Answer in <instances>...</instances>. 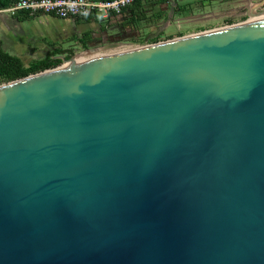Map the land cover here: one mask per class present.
Here are the masks:
<instances>
[{"label":"water","instance_id":"95a60500","mask_svg":"<svg viewBox=\"0 0 264 264\" xmlns=\"http://www.w3.org/2000/svg\"><path fill=\"white\" fill-rule=\"evenodd\" d=\"M250 20L1 86L0 264H264Z\"/></svg>","mask_w":264,"mask_h":264},{"label":"crops","instance_id":"0c3cea01","mask_svg":"<svg viewBox=\"0 0 264 264\" xmlns=\"http://www.w3.org/2000/svg\"><path fill=\"white\" fill-rule=\"evenodd\" d=\"M169 0L160 3H142L139 12L145 18L134 22L129 11L107 19L98 17L82 19H58L50 15L28 17L25 14L9 16L0 13V49L17 57L25 66L43 59L55 50L72 51L76 55L85 49L107 43L124 42L141 44L159 39L166 27H154L150 22L162 17ZM180 9L192 5L190 23L204 26H221L223 23H240L251 19L264 0H175ZM201 2V3H200ZM186 8V7H185ZM183 10H180L182 12ZM158 26V24H156ZM155 25V26H156ZM112 35H118L114 39ZM147 38L148 42L144 39ZM83 47H86L85 49ZM64 56V55H57ZM55 56V57H57ZM65 57V56H64Z\"/></svg>","mask_w":264,"mask_h":264},{"label":"built area","instance_id":"2783aa9c","mask_svg":"<svg viewBox=\"0 0 264 264\" xmlns=\"http://www.w3.org/2000/svg\"><path fill=\"white\" fill-rule=\"evenodd\" d=\"M135 1L136 0H18L13 5L0 9V13L9 16L25 14L28 17L50 15L58 19H82L88 16L107 19L110 14H119L123 9L131 6ZM60 67L58 66L53 69Z\"/></svg>","mask_w":264,"mask_h":264},{"label":"rangeland","instance_id":"374dc122","mask_svg":"<svg viewBox=\"0 0 264 264\" xmlns=\"http://www.w3.org/2000/svg\"><path fill=\"white\" fill-rule=\"evenodd\" d=\"M175 5H176L175 0H169L168 5L165 8V12H164L163 16L159 17L158 21L155 20L153 22H150V27L153 25L151 30L154 27H160L161 28V27L168 26V28L164 31V34H162V36L159 37V39H157L155 42L147 43V44L143 45V44H141L142 39H140V41H138L134 44L130 43L129 45H126L124 47H121L119 49H116V50H113L110 52H106V53H104L98 57H108V56L114 55V51H119V54L126 53L129 51H134L138 48L144 47L148 44H155L158 42H167V41L177 40V39H180L182 37L192 36V35H196V34H200V33H204V32H213L214 30L223 28L225 26L238 24V23L226 22V23H223L221 26H204V25H200V24L194 25V24L190 23L192 19H189V17L192 14L189 13V10L194 9L196 7L198 8L199 5L198 4H197V6L192 5L191 8H190V5H186V6H183V9H180L179 6H175ZM180 10H183V11L180 12ZM259 11L262 14H264L263 13L264 12V5L260 6ZM247 20L249 21L250 19H245L241 22H244ZM156 24H158V26ZM112 37H114V39H115L116 37H118V35H112ZM88 60H90V59H88ZM88 60H86V61H88ZM60 66L63 67V64L61 63V65H59V67ZM66 66L67 65H65L64 67H66ZM5 84H7V83L0 82V87L5 85Z\"/></svg>","mask_w":264,"mask_h":264},{"label":"trees","instance_id":"16d2710c","mask_svg":"<svg viewBox=\"0 0 264 264\" xmlns=\"http://www.w3.org/2000/svg\"><path fill=\"white\" fill-rule=\"evenodd\" d=\"M18 0H0V9L7 8L13 5ZM92 1H109V0H92ZM165 0H136L131 6L123 9L119 14H110L108 18L114 17L116 15H121L126 11H129L132 15V20L134 22H141L145 18L138 11L142 6V3H162ZM95 16H88L86 18H91ZM157 39H152L155 42ZM84 49L86 47H83ZM57 55H64L66 59L72 57V51L55 50L43 59L33 61L28 66H25L17 57L11 56L0 49V82L8 83L12 82L29 75H33L45 70H50L61 65V60L55 58Z\"/></svg>","mask_w":264,"mask_h":264},{"label":"bare ground","instance_id":"6f19581e","mask_svg":"<svg viewBox=\"0 0 264 264\" xmlns=\"http://www.w3.org/2000/svg\"><path fill=\"white\" fill-rule=\"evenodd\" d=\"M261 21H264V14H262V15L261 14L256 15V16L252 17L251 20H250V22H261ZM129 52H131V51H129ZM89 59L90 60L85 59V58L76 59L72 64H70V65L67 64V66L66 67H63L62 69H65V68H67L69 66L71 67V66L83 64V63L87 62L86 60L91 61V60L95 59V57L94 58H89Z\"/></svg>","mask_w":264,"mask_h":264}]
</instances>
